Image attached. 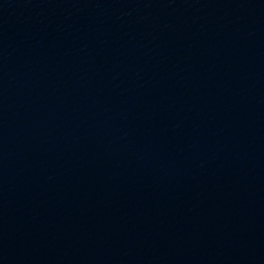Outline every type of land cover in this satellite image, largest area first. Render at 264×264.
<instances>
[{
  "label": "water",
  "instance_id": "95a60500",
  "mask_svg": "<svg viewBox=\"0 0 264 264\" xmlns=\"http://www.w3.org/2000/svg\"><path fill=\"white\" fill-rule=\"evenodd\" d=\"M0 264H264V0H0Z\"/></svg>",
  "mask_w": 264,
  "mask_h": 264
}]
</instances>
